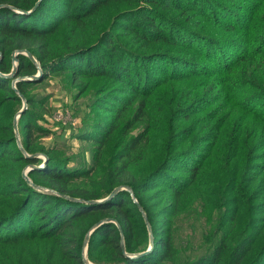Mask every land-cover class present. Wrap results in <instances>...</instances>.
<instances>
[{"label":"trees","instance_id":"16d2710c","mask_svg":"<svg viewBox=\"0 0 264 264\" xmlns=\"http://www.w3.org/2000/svg\"><path fill=\"white\" fill-rule=\"evenodd\" d=\"M51 73L109 115L0 125V264H264V0H0V109Z\"/></svg>","mask_w":264,"mask_h":264},{"label":"rangeland","instance_id":"374dc122","mask_svg":"<svg viewBox=\"0 0 264 264\" xmlns=\"http://www.w3.org/2000/svg\"><path fill=\"white\" fill-rule=\"evenodd\" d=\"M15 60H17L16 57ZM12 64L13 68L16 69V61H13V56ZM44 77L46 78H44L45 80H43V83L38 82L39 84L30 86L27 89V93L36 95L38 100H35L36 102L31 106H28V104H26V109H29L31 114V118L30 120H26V124L28 123V121L29 123L31 122V124H38L45 131H47L46 133L40 134L38 136V142H40L43 147L46 148L60 146L62 147L61 152L65 156L69 158L73 157L72 159L76 161L82 158L81 156L87 158L89 156L92 144L86 141L72 138L71 134L81 124V119L85 115L89 113L94 115V113L99 112L97 116L107 118L109 114L105 113L103 110L98 111L94 104H92V93L84 92L83 94H80L81 89L78 87V85L73 84L72 79L66 76L65 73H51ZM41 79L42 72L38 75L36 81H41ZM11 86L12 88L15 87V85L13 87L12 83ZM22 107V101L5 104L0 109V125H6L7 123H9V121L14 124V121L16 120V133L19 139V141H17L18 139L16 138V147L19 151H23L24 153L23 148L21 150L22 146L20 142V134L18 131L19 129L21 132L20 127L25 123V121H23V123L21 124L19 121V112L22 110ZM15 149L16 148L14 147L11 151L14 152ZM36 156L41 158L43 157V155L41 154ZM27 171L28 167H25L22 171V174L25 173L27 176V173L29 172ZM256 184L257 182L254 184V186ZM132 199L136 200L134 196H132ZM182 227L185 226L183 225ZM182 235L185 239V232ZM181 241H183V238L181 239L180 237V240L178 242ZM81 252H83V247H81Z\"/></svg>","mask_w":264,"mask_h":264},{"label":"water","instance_id":"95a60500","mask_svg":"<svg viewBox=\"0 0 264 264\" xmlns=\"http://www.w3.org/2000/svg\"><path fill=\"white\" fill-rule=\"evenodd\" d=\"M38 3H39V1H38ZM38 3H36V5L34 6V8L31 10V11H29V12H20V13H26V14H29V13H31L33 10H35V8L38 6ZM17 54H24V55H26L29 59H31L33 62H35L36 63V60L33 58V56L28 52V51H17L16 53H14L13 54V61H16L15 60V57H16V55ZM15 68H13V70L11 71V73L10 74H8V75H2L3 77H5V78H12L13 77V75H14V73H15ZM41 73V70H40V68H38V74L37 75H35V76H33V77H30V78H28L29 80H32V79H37L38 78V75ZM15 82L16 81H13L12 82V84H13V87H14V85H15ZM14 89H15V87H14ZM19 95V97H20V99H21V101H22V103H23V107H22V110L19 112V116L21 115V113L26 109V101H25V99H24V97L22 96V95H20V94H18ZM16 120L14 121V124H13V126H14V129H15V137L18 139V135H17V133H16ZM17 141H19V139L17 140ZM20 145V144H19ZM21 147V146H20ZM21 150H22V147H21ZM23 152V151H22ZM26 157H28V158H36V157H38V156H36V155H34V156H28V155H26ZM44 158V157H43ZM45 159V158H44ZM44 162H45V160H44ZM43 166V165H42ZM42 166H40V167H37V168H41ZM33 168H36V167H33ZM33 168H29L28 169V171H30V169H33ZM27 171V172H28ZM22 176H23V178L28 182V183H30V181H29V179H28V177L26 176V174L24 173V174H22ZM36 187V186H35ZM38 190H40L41 188H39V187H36ZM119 189H117V190H115L110 196H112V195H114L117 191H118ZM126 190H127V188H126ZM97 202H100V201H97ZM134 202H136V200H134ZM88 203H95V202H88ZM142 211V210H141ZM143 216H144V220H145V223H146V225H147V228H148V231H149V234H150V241H149V246H148V248H147V250L145 251V252H143V253H140V254H137V255H126L127 257H131V258H136V257H139V256H142V255H145V254H147V253H149L150 251H151V249H152V246H153V240H152V235H151V230H150V228H149V226H148V221H147V219H146V216L143 214ZM103 222H107V221H101V222H99V223H97L93 228H91V230L89 231V233L86 235V238H85V240H84V242H83V252H82V256H83V259H84V261L86 262L87 260H86V252H87V245H88V240H89V236H90V234H91V232L96 228V227H98L100 224H102ZM121 249L124 251V246H123V244H121ZM88 264H91V263H88Z\"/></svg>","mask_w":264,"mask_h":264}]
</instances>
